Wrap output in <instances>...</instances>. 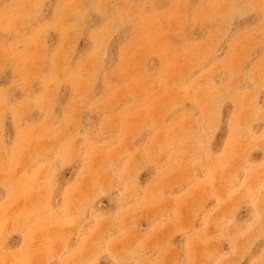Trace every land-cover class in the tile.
Listing matches in <instances>:
<instances>
[{"label":"rangeland","instance_id":"obj_1","mask_svg":"<svg viewBox=\"0 0 264 264\" xmlns=\"http://www.w3.org/2000/svg\"><path fill=\"white\" fill-rule=\"evenodd\" d=\"M0 264H264V0H0Z\"/></svg>","mask_w":264,"mask_h":264}]
</instances>
